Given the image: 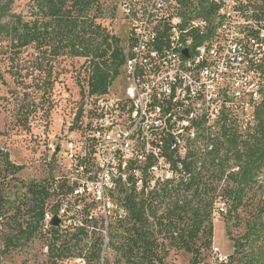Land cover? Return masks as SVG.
<instances>
[{
    "label": "built area",
    "instance_id": "2783aa9c",
    "mask_svg": "<svg viewBox=\"0 0 264 264\" xmlns=\"http://www.w3.org/2000/svg\"><path fill=\"white\" fill-rule=\"evenodd\" d=\"M120 7L133 43L127 86L86 97L76 127L50 144L57 171L40 236L70 248L55 264H120L103 202L118 201L115 229L127 232L129 194L185 182L179 155L196 152L204 161L214 149L201 155V148L209 137L218 144L226 117L245 132L264 103L261 0H123ZM233 257L214 244L207 264H237Z\"/></svg>",
    "mask_w": 264,
    "mask_h": 264
},
{
    "label": "trees",
    "instance_id": "16d2710c",
    "mask_svg": "<svg viewBox=\"0 0 264 264\" xmlns=\"http://www.w3.org/2000/svg\"><path fill=\"white\" fill-rule=\"evenodd\" d=\"M13 5L14 0H0V54L17 56L32 48L38 53L34 62L38 71L47 70L60 57L85 60L88 69L85 99L105 95L112 90L116 80L121 77L127 79L125 67L133 43L128 38V47H124L122 39L102 25L101 20L107 10L101 0H33L30 19L15 14ZM261 8L264 14V0H261ZM81 115L82 110L76 117L77 123ZM256 120L257 124L242 134L236 121L226 117V125L221 130L217 145L215 140L213 152L208 155L201 151V155L210 158L206 164L209 168H204L203 161L199 162L194 152L189 159L187 155L182 161L190 177L185 182L172 180L161 187L170 196L177 190H184L201 198V205L186 201L183 207L177 208H183L187 217L183 242L185 250L193 254L191 264L200 263V248L196 246L198 241L206 237L202 245L210 247L209 251L213 246L212 210L215 202L214 199L208 200V196L211 192L216 193L215 183L225 181L222 194L231 203V214L239 211L251 190L261 187L259 180L264 174V103L256 112ZM0 162L10 174L19 170L9 159L8 153L2 155ZM203 168L208 176L203 175ZM195 170L197 173L193 174ZM0 176L1 179L5 174L1 173ZM26 188L24 202L28 219L19 222L18 210L7 218L10 233L4 238L0 258L6 251L17 248L22 237L25 236L28 243L41 235L40 221L49 197V183L32 182ZM152 195L131 193L127 196L133 226L127 232L117 229L116 235L123 241H118V251L127 256L131 264H136V250L148 252L152 245L148 230L149 199ZM14 205V201L6 200L4 192L0 190V218L6 217L7 210L13 211ZM174 210L175 207L168 214ZM127 233L131 236L128 242ZM47 242L51 264L70 252L68 242L59 243L56 238ZM234 244L233 260L237 264H264V201L246 223L245 235L234 239ZM97 258L96 253L93 259ZM154 261L144 258L142 264H155Z\"/></svg>",
    "mask_w": 264,
    "mask_h": 264
},
{
    "label": "rangeland",
    "instance_id": "374dc122",
    "mask_svg": "<svg viewBox=\"0 0 264 264\" xmlns=\"http://www.w3.org/2000/svg\"><path fill=\"white\" fill-rule=\"evenodd\" d=\"M122 1L101 0L107 10L101 23L119 36L127 48L129 29L121 13ZM32 6L33 0H14L13 12L30 19ZM37 56L38 53L32 48L17 56L0 54V161L7 151L9 159L19 168L15 174H10L0 162V172L5 174L0 179V190L4 192L6 200L14 201L15 204L13 211L7 210L6 217L0 218V251L4 250V238L10 233L7 218L18 210L19 222L28 219L24 202L26 187L32 182L49 183L52 179L56 168L51 159L50 144L64 141L67 134L76 127V117L83 108L87 91L88 69L85 60L60 57L47 70L38 71L34 63ZM126 86L127 80L121 77L113 84L112 91L121 93ZM208 157L203 161L204 168H209L206 165L210 162ZM204 168L202 173L208 176ZM259 183L261 187L248 193L243 206L235 214L229 213L231 203L222 194L225 181L219 184L216 182V193L211 192L208 196V200L214 199L215 202L212 210V244L223 253L234 252V239L245 235L246 223L263 203L264 174ZM164 191L161 188L150 196L148 230L152 245L148 252L136 250V264L144 263V258L150 261L157 259L155 264L192 262L193 254L185 250L183 242L187 217L183 208H177L183 207L186 201L201 205V198L184 190L175 191L173 196ZM174 207L173 213L168 214ZM113 223L118 224V221ZM117 224L108 227L111 236H117ZM24 237L17 248L1 256L0 264H51L47 250L49 242L37 235L27 243ZM205 240L206 237H203L196 244L200 248L199 264H207L206 255L210 247L202 245ZM118 241L123 242L119 238ZM119 253L121 256L116 258L118 263L131 264L127 256Z\"/></svg>",
    "mask_w": 264,
    "mask_h": 264
},
{
    "label": "bare ground",
    "instance_id": "6f19581e",
    "mask_svg": "<svg viewBox=\"0 0 264 264\" xmlns=\"http://www.w3.org/2000/svg\"><path fill=\"white\" fill-rule=\"evenodd\" d=\"M216 137L206 139V148H203L202 154L208 153V149H213L215 146ZM187 155H179V162H182ZM172 181V180H170ZM167 181L166 183H168ZM112 192H119V184H112ZM103 211L107 212L106 227H112L118 221V201L103 202Z\"/></svg>",
    "mask_w": 264,
    "mask_h": 264
},
{
    "label": "water",
    "instance_id": "95a60500",
    "mask_svg": "<svg viewBox=\"0 0 264 264\" xmlns=\"http://www.w3.org/2000/svg\"><path fill=\"white\" fill-rule=\"evenodd\" d=\"M184 53L187 55V50H185ZM52 224H53L54 226H57V225L59 224L58 219L55 218V219L52 221Z\"/></svg>",
    "mask_w": 264,
    "mask_h": 264
}]
</instances>
